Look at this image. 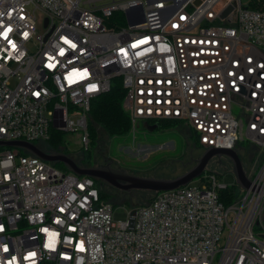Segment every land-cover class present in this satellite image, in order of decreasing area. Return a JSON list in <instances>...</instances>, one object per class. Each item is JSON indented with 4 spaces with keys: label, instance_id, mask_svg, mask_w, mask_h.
<instances>
[{
    "label": "built area",
    "instance_id": "2783aa9c",
    "mask_svg": "<svg viewBox=\"0 0 264 264\" xmlns=\"http://www.w3.org/2000/svg\"><path fill=\"white\" fill-rule=\"evenodd\" d=\"M98 1L0 0V142L56 129L87 151L91 101L119 79L130 131L173 120L235 149L245 127L264 156V2ZM244 170L229 205L205 172L116 222L93 178L0 146V264H264V157Z\"/></svg>",
    "mask_w": 264,
    "mask_h": 264
},
{
    "label": "rangeland",
    "instance_id": "374dc122",
    "mask_svg": "<svg viewBox=\"0 0 264 264\" xmlns=\"http://www.w3.org/2000/svg\"><path fill=\"white\" fill-rule=\"evenodd\" d=\"M111 1L100 0L97 5L102 6ZM119 17L121 19L122 14H119ZM11 84L15 86L16 79H13ZM80 133H64V146L69 155L75 157L85 156L89 167L104 164L102 159L109 158L113 162L112 168L149 178L173 179L184 174L194 165L193 159L198 158L204 149L199 145L194 130L185 123H178L175 127L170 128L163 127L153 132H149L142 123L136 131H130L127 135L112 137L109 140L107 138L102 139L97 148L91 146L87 152L82 147ZM242 134L244 140L240 142L239 147H243V149L247 147L256 151L257 158L255 157L256 159L252 165H258L259 163L256 161L262 154L260 149L255 143L247 139L245 127ZM44 144L43 141L35 142L37 147ZM247 148L246 151H248ZM20 152L24 154V150L20 149ZM69 157L71 158V156ZM57 168L64 172L67 171L64 164ZM218 177L221 184L232 188L235 192H241L232 171L219 172ZM192 184L201 185L202 182L197 178L193 180ZM104 189L108 190L106 186H104ZM105 193L109 195L108 201L116 204L114 212L116 222H127L132 208L147 203L152 195L149 192ZM125 201H128L130 205H124L123 202ZM261 221L264 222V206Z\"/></svg>",
    "mask_w": 264,
    "mask_h": 264
},
{
    "label": "trees",
    "instance_id": "16d2710c",
    "mask_svg": "<svg viewBox=\"0 0 264 264\" xmlns=\"http://www.w3.org/2000/svg\"><path fill=\"white\" fill-rule=\"evenodd\" d=\"M261 2L264 1L261 0ZM261 2L255 1L254 7L260 5ZM124 94L125 92L122 83L119 79H117L114 81V84L110 91L100 95L99 97L91 101L90 111L88 113V118H87V130H86L89 136L90 148L91 146L97 148L100 142L102 141V139L104 138H107L109 140V138L127 135L130 132V128H131L130 118L123 107ZM158 123L160 125L159 129H162L163 127L164 128L175 127L178 124V122L173 120H162L159 121ZM43 142H45V144L39 147L43 151L63 153L67 156H71L72 159L75 157L67 153V150L64 146L65 143L64 132L58 131L56 129H51L49 139ZM239 144L241 143L240 142L238 143V145L235 147V150L237 151L243 163V166L245 167L246 165H252L255 159L257 158L256 156L257 152L247 147L246 148L248 149V151H246L245 150L246 148L245 149H243V147L240 148ZM262 160H263V155L260 154L258 160L256 161L257 163H259L258 165H260ZM74 161L77 164L86 165L88 163L87 158L85 156L75 157ZM53 165L55 167H58L61 164L53 163ZM231 167L232 164L227 158H222L221 160L214 159L209 164V168L206 170V173H215L218 176L219 172L223 173L229 171ZM66 170H67L66 172L69 171L68 169ZM94 180L97 187L100 190L101 198L106 202H109L108 201L109 195L105 192H123L109 186L104 182H101L100 180L97 179ZM104 186L107 187L108 189L107 191L104 189ZM130 192H146V191H130ZM151 194H152L151 198L147 203L138 206L149 204L154 197V193ZM220 197L221 200L226 203V205H229L236 200V194L234 193V190L228 186L226 188L221 189ZM123 204L130 205L128 201L123 202ZM113 205L115 206L116 204Z\"/></svg>",
    "mask_w": 264,
    "mask_h": 264
},
{
    "label": "water",
    "instance_id": "95a60500",
    "mask_svg": "<svg viewBox=\"0 0 264 264\" xmlns=\"http://www.w3.org/2000/svg\"><path fill=\"white\" fill-rule=\"evenodd\" d=\"M231 10L232 7L226 9L221 14V18H225ZM158 127L157 124H145V128L149 132H153L158 129ZM0 146L25 150L35 157L49 163L64 164L70 172L77 176H88L100 180L123 192L146 191L158 193L176 190L200 178L214 159L221 160L222 157L227 158L231 162L232 172L239 186L246 190L251 187V181L248 179L243 163L235 149H206L198 158L193 159L194 165L187 172L173 179H161L133 175L125 170L112 168L110 163L92 167L80 166L72 158L63 153L46 152L35 144L25 141L0 142Z\"/></svg>",
    "mask_w": 264,
    "mask_h": 264
},
{
    "label": "flooded vegetation",
    "instance_id": "af4514ba",
    "mask_svg": "<svg viewBox=\"0 0 264 264\" xmlns=\"http://www.w3.org/2000/svg\"><path fill=\"white\" fill-rule=\"evenodd\" d=\"M149 125H155V124H157L159 127H158V129L160 128V125H159V123H148ZM204 151V150H203ZM222 158H225V157H222ZM221 158V159H222ZM102 161L104 162V164H100V165H107V164H111V167L113 166L112 164H113V162L109 159V158H104V159H102ZM80 166H87V164L85 165V164H79ZM97 166V165H96ZM99 166V165H98Z\"/></svg>",
    "mask_w": 264,
    "mask_h": 264
}]
</instances>
